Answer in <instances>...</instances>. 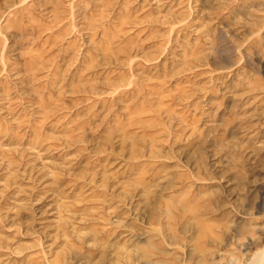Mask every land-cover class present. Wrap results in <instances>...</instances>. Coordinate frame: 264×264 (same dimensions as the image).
<instances>
[{
    "label": "rangeland",
    "instance_id": "374dc122",
    "mask_svg": "<svg viewBox=\"0 0 264 264\" xmlns=\"http://www.w3.org/2000/svg\"><path fill=\"white\" fill-rule=\"evenodd\" d=\"M263 253L264 0H0V264Z\"/></svg>",
    "mask_w": 264,
    "mask_h": 264
},
{
    "label": "bare ground",
    "instance_id": "6f19581e",
    "mask_svg": "<svg viewBox=\"0 0 264 264\" xmlns=\"http://www.w3.org/2000/svg\"><path fill=\"white\" fill-rule=\"evenodd\" d=\"M253 260V259H252ZM250 260V261H252ZM264 260V253L262 255H257L255 259L253 260L252 264H261ZM255 261V262H254ZM249 264V263H248Z\"/></svg>",
    "mask_w": 264,
    "mask_h": 264
}]
</instances>
